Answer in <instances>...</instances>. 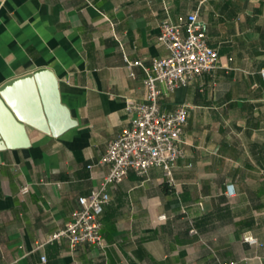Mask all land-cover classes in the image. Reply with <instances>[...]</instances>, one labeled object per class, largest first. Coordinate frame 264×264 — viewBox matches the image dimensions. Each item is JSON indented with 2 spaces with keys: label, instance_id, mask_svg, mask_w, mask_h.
<instances>
[{
  "label": "crops",
  "instance_id": "1",
  "mask_svg": "<svg viewBox=\"0 0 264 264\" xmlns=\"http://www.w3.org/2000/svg\"><path fill=\"white\" fill-rule=\"evenodd\" d=\"M195 12L219 66L161 96L189 112L174 183L130 170L106 187L102 247L51 239L110 171L108 143L168 54L161 22ZM124 54L142 61L134 76ZM39 67L78 123L28 126L29 146L0 150V264H264V0H0V85Z\"/></svg>",
  "mask_w": 264,
  "mask_h": 264
},
{
  "label": "built area",
  "instance_id": "2",
  "mask_svg": "<svg viewBox=\"0 0 264 264\" xmlns=\"http://www.w3.org/2000/svg\"><path fill=\"white\" fill-rule=\"evenodd\" d=\"M158 38L168 49V54L154 58L152 65L146 67V99L128 105L127 109L132 114L129 126L108 143L100 163L108 164L110 171L101 186L79 198V207L72 213L67 226L52 234L51 239L64 236L71 247L83 243L102 247L101 216L109 200L105 195L106 187L123 180L130 170L145 176L151 168L160 167L166 178L174 183L173 168L176 160L184 154L182 133L189 112L185 105L173 111H163L161 96L218 68L219 51L209 44L204 24L196 12L186 17L180 16L178 22L164 19L160 24ZM124 58L131 68L130 75L134 76L132 67L142 65V61L132 60L128 54H124ZM232 187V184H228L229 195L233 194ZM29 191L28 185L21 188L24 194ZM161 218H165V215ZM191 231L194 233L196 229L192 228ZM245 239L256 241L249 235ZM42 260L46 261V257L42 256Z\"/></svg>",
  "mask_w": 264,
  "mask_h": 264
},
{
  "label": "water",
  "instance_id": "3",
  "mask_svg": "<svg viewBox=\"0 0 264 264\" xmlns=\"http://www.w3.org/2000/svg\"><path fill=\"white\" fill-rule=\"evenodd\" d=\"M77 123L51 68L39 67L0 85V150L29 146L28 126L59 136Z\"/></svg>",
  "mask_w": 264,
  "mask_h": 264
}]
</instances>
